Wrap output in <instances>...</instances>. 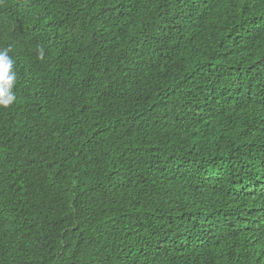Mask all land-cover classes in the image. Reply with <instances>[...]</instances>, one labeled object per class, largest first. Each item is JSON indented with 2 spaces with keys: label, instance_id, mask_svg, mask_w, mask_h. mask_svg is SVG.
<instances>
[{
  "label": "trees",
  "instance_id": "16d2710c",
  "mask_svg": "<svg viewBox=\"0 0 264 264\" xmlns=\"http://www.w3.org/2000/svg\"><path fill=\"white\" fill-rule=\"evenodd\" d=\"M3 49L0 264H264V0H0Z\"/></svg>",
  "mask_w": 264,
  "mask_h": 264
},
{
  "label": "clouds",
  "instance_id": "9594fccd",
  "mask_svg": "<svg viewBox=\"0 0 264 264\" xmlns=\"http://www.w3.org/2000/svg\"><path fill=\"white\" fill-rule=\"evenodd\" d=\"M10 49L0 50V106L7 108L13 105L16 100L14 87L17 83L15 61L9 55ZM41 58L43 51L40 52Z\"/></svg>",
  "mask_w": 264,
  "mask_h": 264
}]
</instances>
